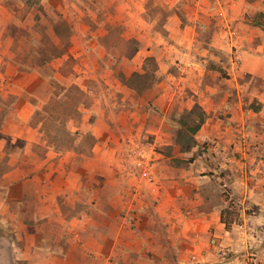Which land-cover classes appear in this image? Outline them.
Returning a JSON list of instances; mask_svg holds the SVG:
<instances>
[{
  "label": "crops",
  "instance_id": "1",
  "mask_svg": "<svg viewBox=\"0 0 264 264\" xmlns=\"http://www.w3.org/2000/svg\"><path fill=\"white\" fill-rule=\"evenodd\" d=\"M197 27L178 26L183 41L142 42L136 53L141 73L153 78L156 74L147 94L158 103L167 99L162 107L166 113L192 109L197 103L206 111L197 146L210 141L214 147L176 166L160 152L153 163L140 159L129 165L130 159L120 151L124 139L103 118L79 136L86 144L93 138L85 152L75 145L61 150L56 142L63 139L57 131L64 122L32 118L56 100V87L40 70L24 74L14 42H0V94L4 99L13 95L19 109L15 118L0 121V260L245 264L246 246L222 219L229 206L223 189L229 190L234 203H241L243 213L249 207H264V150L258 149L264 143V42H223L221 34L203 42ZM235 53L241 59L238 67ZM152 62L154 68L145 66ZM6 64L12 68L5 70ZM55 74L61 77L59 69ZM26 77L35 80L36 90ZM149 116L147 111L136 121L146 127ZM157 135L156 143H173L160 130ZM239 136L259 144L250 151L236 144L240 159L252 165L251 175L248 170L242 175V162L232 157L230 144ZM181 155L188 160L191 152ZM262 214L249 219L253 244L264 254ZM227 248L231 251L224 254Z\"/></svg>",
  "mask_w": 264,
  "mask_h": 264
},
{
  "label": "rangeland",
  "instance_id": "2",
  "mask_svg": "<svg viewBox=\"0 0 264 264\" xmlns=\"http://www.w3.org/2000/svg\"><path fill=\"white\" fill-rule=\"evenodd\" d=\"M262 14L264 0H0V42H14L17 62L24 74L40 70L56 87V100L46 105L45 112L36 110L32 118L64 122V127L57 131L63 139V142H56L61 150L67 151L75 145L85 152L93 138L86 144L79 136L90 124L103 118L109 120L113 124L110 129L124 139L120 151L130 159L129 165L135 166L140 159L153 163L157 159L156 152H160L171 157L170 162L176 166L214 147V142L209 141L199 147L196 144L191 150L185 148L196 137L193 127L198 123L199 114L206 118V111L198 104L194 112L183 109L166 113L162 107L167 99L158 103L147 94L157 77L141 73V62L136 60L140 44L181 42L184 36L178 26L183 28L187 24L198 25L196 35L203 42H211L214 35L220 34L223 42H264ZM240 60L239 53H235L236 67ZM145 66L152 69L156 64L146 63ZM6 67L12 68L8 64L5 70ZM58 69L60 78L55 74ZM223 70L227 76V71ZM26 78L24 81L28 80L36 90L35 80ZM151 78L153 83L149 86ZM4 98L0 94V121L6 117L15 118L19 111L12 101L13 95ZM147 111L150 125L143 127L136 117L143 118ZM99 128L104 134H112L106 127ZM158 130L173 143H156ZM181 131L184 135L178 140ZM240 137L230 144L232 157L238 160L243 155L236 144L248 146L249 151L259 145L251 140L247 142L246 136ZM258 149L264 150L263 142ZM188 151L191 155L184 160L181 153ZM246 161L248 159L239 160L242 162L240 168L251 175L252 165ZM223 192L229 193V190L225 187ZM224 211L228 228L236 232L241 241L237 226L243 221L241 203H234ZM246 211L250 212L248 215L263 213L264 216V207H249ZM247 223L251 227V218ZM0 264H5V260H0Z\"/></svg>",
  "mask_w": 264,
  "mask_h": 264
},
{
  "label": "built area",
  "instance_id": "3",
  "mask_svg": "<svg viewBox=\"0 0 264 264\" xmlns=\"http://www.w3.org/2000/svg\"><path fill=\"white\" fill-rule=\"evenodd\" d=\"M238 58L239 56L237 57V59ZM246 172H247L246 169L242 168V175H244ZM241 216L243 217V221L237 223V226L239 227V231L241 234V237H240L241 241L247 248L245 264H264V255L259 250V248L253 244V241L251 239L252 234L250 231V227L248 226V223H247L250 216L247 214V212L242 213ZM212 242L214 244L218 243L217 238L213 237ZM230 251L231 249L227 248L224 250V254H229Z\"/></svg>",
  "mask_w": 264,
  "mask_h": 264
},
{
  "label": "trees",
  "instance_id": "4",
  "mask_svg": "<svg viewBox=\"0 0 264 264\" xmlns=\"http://www.w3.org/2000/svg\"><path fill=\"white\" fill-rule=\"evenodd\" d=\"M262 16H264V14H262ZM197 105H198V103L195 104V106L191 109L190 112H194L195 111V108H197ZM205 120H206V118L203 117V115L200 113L199 116H198V123L193 127V131L198 132V130L201 128V126L205 122ZM183 135L184 134L182 133V131L179 132V138H178V140H181L180 137L183 136ZM196 144H197V139H196V137H194L193 138V142L188 143L185 148H186V150H191ZM223 195H224V199L228 203L230 202L229 207H231L232 204L234 205V201L232 200V198H231V196H230V194L228 192H223ZM222 219L226 223L227 227H229V222L225 218V211H223Z\"/></svg>",
  "mask_w": 264,
  "mask_h": 264
}]
</instances>
